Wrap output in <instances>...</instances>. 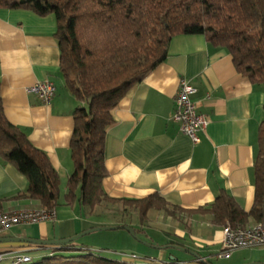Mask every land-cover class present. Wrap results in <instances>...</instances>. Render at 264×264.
Segmentation results:
<instances>
[{
    "label": "crops",
    "instance_id": "crops-1",
    "mask_svg": "<svg viewBox=\"0 0 264 264\" xmlns=\"http://www.w3.org/2000/svg\"><path fill=\"white\" fill-rule=\"evenodd\" d=\"M56 32L53 15L39 17L31 11L0 9V98L5 116L48 156L61 180L62 204L54 221L19 226L0 239L59 241L96 228L119 226L131 227L136 235L145 229L172 231L178 241L169 237L161 238L160 244L146 241L149 250L145 251L130 242L131 236H121L124 244H131L132 257L126 261L212 264L210 257L187 244H210L220 252L226 228L214 225L210 216L188 212L209 208L222 191L244 211L252 208L258 132L264 122L263 88L240 75L231 55L211 47L205 36L175 37L166 61L113 111L115 123L106 136L108 177L103 187L112 200L138 201L158 195L171 211L184 212L172 217L151 211L144 224L138 220L134 225L120 205L106 204L91 214L81 206L64 204L67 182L74 171L70 151L73 115L80 104L67 91L60 72ZM181 81L195 90L192 100L197 112L209 119L198 144L171 120ZM45 82L54 84L57 90L48 105L31 91ZM27 190L26 178L0 160V213L42 209L38 201L24 196ZM55 248L5 243L0 244V254L24 253L37 261L51 256ZM175 248L194 252L198 257H179L182 255ZM243 251L254 256L249 264H264L260 261L264 249L237 252ZM169 257L173 258L168 261Z\"/></svg>",
    "mask_w": 264,
    "mask_h": 264
},
{
    "label": "trees",
    "instance_id": "trees-1",
    "mask_svg": "<svg viewBox=\"0 0 264 264\" xmlns=\"http://www.w3.org/2000/svg\"><path fill=\"white\" fill-rule=\"evenodd\" d=\"M0 9L56 19L60 72L67 91L80 104L73 115L70 151L74 171L64 197L67 207L78 205L94 214L106 204L120 205L125 214L130 213L128 209L137 212L141 224L151 211L172 217L184 212L171 211L158 195L138 201L112 200L103 187L108 177L106 136L115 123L113 111L166 61L175 37L205 36L211 47L231 55L240 75L264 90V0H0ZM258 142L250 211L222 191L209 208L188 213L210 216L214 225L233 230L264 223V122ZM0 160L26 178L25 197L38 201L46 211L57 212L62 206L58 173L48 156L7 120L1 98ZM82 250L73 244L56 247L51 256L30 264L140 261H116Z\"/></svg>",
    "mask_w": 264,
    "mask_h": 264
},
{
    "label": "built area",
    "instance_id": "built-area-1",
    "mask_svg": "<svg viewBox=\"0 0 264 264\" xmlns=\"http://www.w3.org/2000/svg\"><path fill=\"white\" fill-rule=\"evenodd\" d=\"M31 91L47 105L52 103L57 92L55 85L50 82L37 84ZM194 94L195 90L186 81H181L171 120L179 125L185 136L194 144H198L199 135L208 127L209 119L197 112V107L192 100ZM55 218L56 212L43 209L0 213V236L19 226L52 222ZM254 249H264V223L237 230L228 226L224 230L222 248L218 257L229 259L234 252ZM32 261V258L24 253L12 256L0 254V264H30Z\"/></svg>",
    "mask_w": 264,
    "mask_h": 264
},
{
    "label": "rangeland",
    "instance_id": "rangeland-1",
    "mask_svg": "<svg viewBox=\"0 0 264 264\" xmlns=\"http://www.w3.org/2000/svg\"><path fill=\"white\" fill-rule=\"evenodd\" d=\"M121 208V206H119ZM122 209V208H121ZM123 210V209H122ZM130 213H127L126 217L128 218V220H130L133 225L136 221H138V216H137V212L130 210ZM167 216V215H166ZM127 218H122V217H115L114 219H119V220H127ZM175 219V218H174ZM207 223H205L206 225ZM216 227V226H215ZM135 230H139L138 226H136ZM164 231L162 230H155V231H147L145 229L144 233L138 232V234L136 235V238L133 237L131 234H129L126 231H112V232H99V233H94L91 234L89 236L84 237L83 239L73 243V245H75L78 248H82L84 250H82L83 252H87L85 250H90L91 252L101 255L102 257H106V258H110L116 261H124L126 260L128 257H132L131 254V250H129V247L131 246V244H124L123 243V239L121 238V236H131V241L133 243L134 246H138L142 251L145 250H149V246L145 245L144 243L146 241H152L155 240L158 244H160V240L163 237H169L171 239H175V240H179L178 237L175 236V234L171 231L170 233H163ZM168 235V236H166ZM189 237V236H188ZM190 237H189V241H190ZM143 241V243L140 244V242ZM138 242V243H137ZM197 244H187L189 247L193 246L198 253H200L202 256L205 255V257H210V262L212 264H249L250 261L253 259V255L250 252H234L231 256V258L229 259H219L218 254L219 252H217V250H215L213 248L212 245L210 244H202L200 242H195ZM205 249V250H203ZM203 250V251H202ZM205 251V252H204ZM181 252V253H180ZM191 252V251H190ZM176 253H178V251H176ZM193 254H195L194 252H191ZM73 255H78L79 252H74L72 253ZM156 255H158V252L154 253ZM179 254L182 256V258H189L190 254H186L184 252H182L181 250H179ZM173 257H169L167 258L168 261L171 260ZM144 259V257L142 258ZM260 261H264V257L260 258ZM138 262V261H135ZM254 262H252L251 264H253Z\"/></svg>",
    "mask_w": 264,
    "mask_h": 264
},
{
    "label": "water",
    "instance_id": "water-1",
    "mask_svg": "<svg viewBox=\"0 0 264 264\" xmlns=\"http://www.w3.org/2000/svg\"><path fill=\"white\" fill-rule=\"evenodd\" d=\"M126 231L129 234H131L133 237L136 238V233L134 229L131 227L127 226H119V227H100L96 228L93 230H90L88 232H85L83 234H80L78 236H75L70 239L66 240H59V241H38V240H30V239H0V244H5V243H24V244H30V245H35V246H46V247H61V246H66L69 244H73L81 239H83L86 236H89L94 233H99V232H112V231ZM178 250H181L184 253L190 254L197 258L198 256L196 254L191 253L190 251H187L183 248H175Z\"/></svg>",
    "mask_w": 264,
    "mask_h": 264
}]
</instances>
